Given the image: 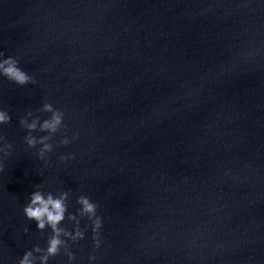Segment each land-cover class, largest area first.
<instances>
[{
    "label": "clouds",
    "instance_id": "obj_1",
    "mask_svg": "<svg viewBox=\"0 0 264 264\" xmlns=\"http://www.w3.org/2000/svg\"><path fill=\"white\" fill-rule=\"evenodd\" d=\"M3 53H0V57ZM0 76L7 78L9 81L15 83L18 86H25L29 83H35L32 76L26 73L19 67V62L14 57H7L0 59ZM40 112L50 113V117L44 119L42 122L38 115H35L32 111H28L24 117H21L19 124L21 128L27 130L28 134L24 137L25 143L28 148L40 147L37 151L38 159L44 161L45 166L48 165L49 159L47 154L53 151V144L49 141L53 135L56 134L62 127H64V112L55 108L51 103H44L39 109ZM29 118L31 120L29 121ZM11 121V117L6 110H0V125H7ZM46 132L47 135L39 138L32 135L34 131ZM77 136H73L72 139H77ZM0 142L3 146L0 147V153H3V157L11 155L12 144L7 142L4 135L0 134ZM61 145H68L70 143L67 135L59 142ZM3 157H0L2 159ZM74 155H60L59 160L61 162L74 159ZM0 171H3V164L0 163ZM36 191L29 195V202L24 206L23 212L25 217L36 223L37 229L44 233L47 229L51 230V234L47 239L46 248L35 246L32 250L26 251L22 258L19 260V264H48L50 258L60 255L61 249H63L64 255L68 257V261L74 260V254L69 251L70 244L77 243L85 238V231L80 228V218L86 217L92 225V239L94 248L100 247V229L102 228V218L97 215L98 205L91 201L89 197L81 195L77 198V203L80 205V209L77 214L68 213L67 201L70 199V191H61L56 194L52 192L44 193L39 189L42 185H35ZM67 219L74 222V228L69 231L61 227V223ZM27 231V229L25 230ZM34 253H38L36 256ZM95 256H90L89 260H95Z\"/></svg>",
    "mask_w": 264,
    "mask_h": 264
}]
</instances>
